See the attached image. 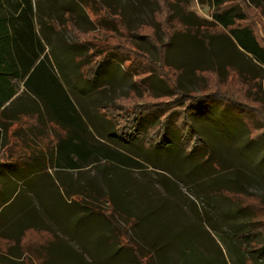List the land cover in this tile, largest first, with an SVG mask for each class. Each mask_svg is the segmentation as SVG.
I'll return each instance as SVG.
<instances>
[{
    "label": "rangeland",
    "instance_id": "374dc122",
    "mask_svg": "<svg viewBox=\"0 0 264 264\" xmlns=\"http://www.w3.org/2000/svg\"><path fill=\"white\" fill-rule=\"evenodd\" d=\"M105 1L124 8L123 14H126V18L130 21L131 28L138 26L141 22L151 25L152 12L157 8L150 0ZM92 2L93 0H33V4H37L39 10L48 19L56 18L58 15L62 17V11L65 8H69L66 16L74 17L80 12L81 16L79 15L78 19L81 17L82 21L78 22V25L81 29L90 27L87 19L95 21L96 14L105 17L107 12L108 14L110 12V10L106 11V6L101 7L98 4H95L96 8L93 9ZM191 9L201 16L210 18L206 9L195 2L191 3ZM249 10L252 12L251 8ZM263 14L259 9L256 16L251 17L250 15L253 19L252 24L258 30H260V25L264 24ZM148 24L142 25V29L138 31L142 34L155 32L156 30L154 31ZM170 25L174 29L178 27L175 20ZM168 29L169 26L166 24L165 29L158 30L155 35L164 39ZM60 33L67 42L76 41L77 45L78 41L87 38L94 42L109 44L108 47H115L118 44L121 46L135 44L151 59L157 60L159 56L148 40L126 35L123 29L119 31L97 29L83 35L61 29ZM56 38L57 36L54 35V39ZM54 39L50 38L51 45L53 44L50 61L56 74L67 76L70 72L76 73L77 69L74 65L79 57L73 54L74 48L58 45ZM258 39L264 43V31L263 36H258ZM214 41L212 46L206 50V48H199L192 38L178 35L173 38L167 54L169 61L181 69L182 89L198 91L202 84L210 82L208 72L199 73L195 69L212 66L213 60H216L219 65L232 64L237 61L238 56L229 42L221 41L218 37H215ZM89 55L92 56L91 53ZM99 59L94 57L90 62H82L83 67L80 66L82 76H87V67L94 65ZM246 61H242L244 68L257 77H263L261 83L250 86L251 90H254L253 86H258L255 87V92L258 94H254L256 97L251 99L252 94L249 93L250 98L247 99L246 105L252 115L261 118L264 122V68ZM129 69L130 60H126L124 64L120 63V66L113 61L101 68L97 74L100 78L106 77L108 81L111 79L114 83L117 80L115 90L111 92V95L116 97L134 86L132 80L139 82L133 73L129 78L126 77L124 72ZM229 70V84L239 85L237 74ZM221 73L224 74L225 70L222 69ZM151 77L154 80L157 78L155 74ZM16 87L21 93V83H17ZM133 88L128 97L115 99L107 110L103 109L101 112L96 111L94 106L91 103L87 104L86 101V113L88 114H85L86 117L95 122V125H101L99 130L102 131L106 127L105 122L114 121L127 124L134 115L144 114L145 110L142 105L145 102H157L160 99L146 92L139 95L138 92L133 91ZM151 89L154 94L165 90L160 83ZM22 94L24 92L21 96ZM100 100L99 97L98 104ZM151 118L150 114L145 115L148 134H144L140 139L139 153L145 156L142 157L144 160H137L141 162L140 165L124 164L121 158L113 161L105 159L100 149V147L105 148L104 144L100 146L101 142L96 140L98 159L82 164L78 170L64 169L62 179L57 181L59 185H64L66 191L75 193L71 194L75 201L79 200L76 194L77 189L84 186L93 184L95 187L98 186L102 193L106 192L113 204L120 205L121 210V213L116 211L112 223L101 220L96 213L79 207L73 201L67 205L61 202V208L55 209L58 204L57 199L50 197V190L47 191L45 186H40L41 199L50 207L46 214L50 217L54 215L56 218L54 220L46 216L42 210L45 222H48V226L57 231L60 236L59 243L50 249L48 263L140 264L126 249L123 239L118 243L115 242V231H121L138 244L141 251L150 250L154 260L152 264H264V247L256 243H251L246 247L239 241L241 240L239 239L240 234L251 228L253 223L251 213L239 202L242 197L233 195L237 192L238 194L252 192L264 198V135L256 141H251L247 136L245 126L236 115L207 113L206 117L194 120L202 136L210 145L212 161L208 163L209 160L207 161L204 156L207 164L205 161L204 163L199 162L201 160L199 153L195 155V158L194 155L184 156L176 143H169V135L161 134L159 126L147 124L148 119ZM89 120L87 121L90 122ZM87 121V127L90 128L94 137L95 133ZM26 124H29L28 118L22 117L16 123L18 128ZM128 124L129 126L124 129L127 131L126 138L133 132V128L130 127L131 123ZM98 133L97 136L100 138L101 133L99 135ZM51 141V135H46L43 143ZM199 145V141L194 143L190 140L186 142L187 151L190 153L199 151ZM116 146L122 148L121 143H117ZM50 189H52L51 185ZM92 200L98 205H103V201L98 203L95 198ZM52 207H54L53 214ZM124 215L130 216V219L125 221L120 217ZM31 216L35 215L31 214ZM135 216L139 220L133 225ZM27 218L28 216H23L22 220L26 222ZM252 236L256 242L262 241L260 235ZM22 239L19 248L25 255L22 260L17 261L4 256V253H9L10 241L0 239V264L37 263L33 248L44 242L46 237L42 234L38 237L28 230Z\"/></svg>",
    "mask_w": 264,
    "mask_h": 264
},
{
    "label": "trees",
    "instance_id": "16d2710c",
    "mask_svg": "<svg viewBox=\"0 0 264 264\" xmlns=\"http://www.w3.org/2000/svg\"><path fill=\"white\" fill-rule=\"evenodd\" d=\"M150 1L157 6V9L152 12L151 25L147 22H141L138 26L131 28V23L126 18V14H123L125 12L124 8H121L120 5L116 6L105 0H93V9L96 8L95 4H98L101 7L106 6V11L110 10V12L109 14L107 12V16L105 15V17L101 14H96L95 21L87 19L90 27L81 29V26L79 27L78 25V22L82 21L81 17L78 19L81 13H76L74 17L70 15L66 16L69 8H65L62 11V17L58 15L56 18L50 17L48 19L39 10L37 4H33V0H0V109H3L2 112L5 110L3 108L4 104L18 92V88L16 87L17 83H22L24 94L34 96L37 102H39L38 104L41 105H37V108L41 107L45 110L48 121H53L61 126L66 123L75 125L83 134L88 128L86 121L89 118L85 115L87 114V104L91 103L96 111L101 112L103 109L107 110L115 99L128 97L133 87V91L135 93L138 92L139 95L146 92L160 99L157 102H145L142 105L145 110L144 114L140 115L141 113H139L129 120L128 123H131L130 127L133 128V132L128 138L125 137L127 131L124 130L125 127L127 128L129 126L128 123L105 122L106 127L100 131L101 125L97 126L95 122L91 120H89L90 122L87 121L90 123L91 129L96 133V136L98 132V135L101 133L99 136L102 140L97 136L95 142L99 140L101 142L100 146L104 144L105 148L100 147V149L103 151L105 159L113 161L121 158L123 160L122 163L128 165L132 163L140 165L141 162L137 160H144L142 157L145 156L139 153L141 150L140 139L147 133V120L145 119V115L149 114L152 118L148 119L147 124L159 126L161 128V134L169 135V143H176L178 148H181L184 156L194 155L195 158V155L199 153L201 156L199 162L202 161V163L204 161L207 163L208 160V163L212 161L210 145L207 143V139L202 136L198 129V124L194 120H200L206 117V114L209 112H215L216 114L232 113L242 121L249 140L256 141L262 138L264 135V122L261 118L252 115L246 105V101L250 98L249 93L252 94L251 99L256 97L254 95L257 93L255 92V87L258 86H253L254 90H251L250 86L261 83L263 77H257L249 70H245L243 67L232 66L231 63H229L231 66L225 68L224 65L226 63L219 65L216 60H213L211 67L195 69L199 73L208 72L210 77L209 83L202 84L198 91L187 88L182 89V83L180 82L181 69L174 66L168 59L167 53L176 35L192 38L199 48H206L208 50L215 42V37L206 36L208 34L202 30H206L209 27L216 28L217 24H221L223 27L234 24L233 8L217 12L219 10L218 2L217 0H211L210 7L212 9L208 12L210 18L207 19L197 16L195 12L188 8L187 4L177 2V0ZM100 3H103L102 5L104 6ZM75 9L74 12H76ZM173 20L178 23V27L175 29L170 25ZM144 24H148L154 31L156 30L155 32L160 31V29L164 30L166 24L169 26V29L163 39L159 38V35H155V32L152 34H142V32H139L138 30H141V26ZM244 28L248 29L246 27ZM61 29H65L71 33L78 32L77 34L80 35L88 34L97 29L109 31L123 29L126 35L148 40L155 47L159 56L157 60H153L135 44L132 46H125L124 44L121 46L118 44L115 47H108L109 44L94 42L87 37V39L82 37L85 40L78 41L77 45L76 41L73 43L67 42L62 37V32L60 33ZM230 31L240 46L246 51H250L254 59L264 67V46L260 45L259 41H256L254 37H250L254 47L251 44L245 43L237 35V31H245L242 28L240 30H237V27L231 28ZM54 35L57 36L56 39H54ZM50 38L54 39L58 45H66L67 47L74 48L73 54L79 57V60L74 65L78 73L70 72V75L67 76L56 74V70L50 61V52L53 46V44L51 45ZM90 53L92 56L89 55ZM120 54H122V57H120ZM94 57L100 59L96 60L94 65H89V68L87 67V76H82V62H90ZM126 60H130V69L124 72L126 77L129 78L133 73L141 84L136 82L137 80H132L134 86L115 97L111 95V92L115 90L114 86L117 80L115 83L111 79L108 81L106 77L100 78L97 73L101 68L107 66L108 63L115 61L120 66V63L124 64ZM84 67L86 68L85 65ZM222 69L225 70L224 74L221 73ZM229 69L235 71L237 74L239 85L233 86L229 84ZM153 74L157 76L156 80L154 78L152 79L151 76ZM159 83L165 88V92L154 94L151 88H154ZM158 87L160 86L158 85ZM99 97L101 102L98 104ZM217 105L222 108L221 111L218 110ZM38 120L40 121H37L39 126L44 127L47 123L40 115ZM257 122L259 124L256 125ZM102 135L105 139H103ZM165 138L167 139L168 137ZM190 140H193L194 143L199 141V151L196 150L192 153L187 151L186 142ZM117 143H121L122 148H118L116 146ZM96 145L95 143L89 151L81 145L80 154L82 161L85 162L89 159L96 161L98 159ZM105 149L107 150L104 151ZM90 153L91 157H89ZM93 153L94 156H92ZM204 156L206 160L208 159L207 161L204 160ZM66 162L67 164H64V166L58 165L57 167L81 168V165L72 166L69 160H66ZM3 167L6 169L14 168V166L9 164H3ZM1 171L2 166H0ZM3 187V181H0V195L2 192L4 193V195L0 196V205L8 202L11 198H13L12 203L16 199L21 200L25 198L22 196L23 190H19L15 196H12L13 191H16L17 185L14 187L7 186L6 188L10 189L7 192L5 189L3 191ZM57 187L63 191L57 194H50V197L57 199L58 204L55 206L57 210L61 208V202L67 205V203L73 201L79 207L93 211L97 214L98 218L109 223H112L116 211L121 213L120 205L113 204L109 195L106 192L102 193L98 186L95 187L92 184L77 189L78 201H75L71 197V194L75 193L66 191L63 184L59 185L58 183ZM233 195L239 198L240 196L242 197V200H239V202L251 213V221L253 223L251 228L240 234L239 239L241 240L239 241L244 243L246 247L247 245L250 246L251 243H256L258 246L264 247V198L252 192L247 194H238L237 192ZM92 198H95L98 203L103 201V205H98L97 202H93ZM41 201L44 214L50 217L46 214L50 207L42 199ZM105 204L106 206H104ZM52 209L54 207L51 208V212ZM120 217L124 218L125 221L130 219V216L125 215ZM50 218L56 220L54 215ZM133 219L132 224H137L139 219L136 216ZM35 222L33 221L29 224L19 238L20 242L19 240L18 242L21 244L22 238H24L29 229H32L31 227H34V230L36 229L43 233L46 232L47 234H43L46 237L44 242L36 245L33 251L37 259L36 264H49L50 249L55 245L56 236L49 226L42 224L41 227H37L34 225L36 224ZM115 232V242L118 243L123 239L126 249L130 251L140 264L153 263L154 260L151 257L152 253L150 250L141 251L139 245L126 234L121 231ZM254 234L260 235L262 241L256 242L252 236ZM144 255L149 256L145 257Z\"/></svg>",
    "mask_w": 264,
    "mask_h": 264
},
{
    "label": "crops",
    "instance_id": "0c3cea01",
    "mask_svg": "<svg viewBox=\"0 0 264 264\" xmlns=\"http://www.w3.org/2000/svg\"><path fill=\"white\" fill-rule=\"evenodd\" d=\"M178 1L187 4L190 10H192L191 3L193 4L194 2L206 9L207 12L212 9L210 7L211 0ZM217 2L219 6L217 12L233 8L234 24L228 27L217 24L216 28L209 27L202 31H205L208 37H218L221 41L225 40L232 45L234 52L238 56L237 61L232 63V66L243 67L242 61L247 62L246 60H248L256 66L263 67L254 59L250 51H246L240 46L230 29L237 27V30H240L242 28L245 31H237V35L245 43L251 44L254 47V44L250 40V37H254L256 41H259L260 45L264 46V43L258 39V36H263L264 24L263 26L260 25V30H258L252 24L253 19L251 18L252 16H256L259 9L264 13V0H217ZM153 5L156 7L155 4ZM249 8H251L252 12H250ZM192 11L195 12L194 10ZM196 14L199 17H204L198 13ZM224 66L227 68L231 65L226 63ZM244 69L248 70L247 68ZM23 90L24 87L22 85L21 93H23ZM21 93L18 91L4 104V112H2L3 109H0V166H2L0 181L4 183L3 191L4 189L6 192L7 190L9 191L10 189L6 188L9 185L13 187L17 185L16 191H13L12 196H15L19 190H23L22 196L25 197L21 200L16 199L13 203V198H11L8 202L0 205V239L10 241V246L8 247L9 253H4V256L16 261L22 260L25 255L19 248V238L29 224L36 221L34 225L37 227H41L42 224L48 226V222H45V217L42 213V194L39 193L40 186H45L47 191L50 190L49 195L51 193H61L62 190L57 187V181L62 179L64 169L78 170L80 167L57 166L67 164L66 160H69L72 166H80L92 162L90 159L85 162L82 161L80 154L81 145L89 151L93 148L94 143H96L95 139L97 138L96 133L92 137L93 135L89 127L82 134V131L76 128L75 125L66 123L61 126L53 121H48L45 110L41 107L37 108L39 102H37L34 96L30 94H22L23 96H21ZM217 108L219 111L222 110L218 105ZM39 115L47 122L44 127L38 124L40 122L38 120ZM21 117L24 119L28 118L29 124L18 128L16 123L19 122ZM46 135H51L52 141L50 143H43ZM92 156H94V153ZM89 157H91V153ZM3 164L12 165L14 168L6 169L3 167ZM50 185L52 189H50ZM2 195H4L3 192L0 196ZM31 214L35 216H31ZM23 216H28L26 222L22 220ZM31 228L29 231H32L38 237L40 234H47L46 232L34 230V227ZM52 230L56 236L55 244H58L60 236L57 231Z\"/></svg>",
    "mask_w": 264,
    "mask_h": 264
}]
</instances>
